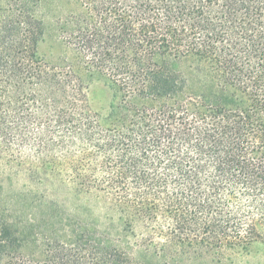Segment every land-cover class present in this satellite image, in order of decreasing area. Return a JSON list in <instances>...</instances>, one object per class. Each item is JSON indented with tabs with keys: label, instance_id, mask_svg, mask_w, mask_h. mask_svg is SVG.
I'll return each instance as SVG.
<instances>
[{
	"label": "trees",
	"instance_id": "16d2710c",
	"mask_svg": "<svg viewBox=\"0 0 264 264\" xmlns=\"http://www.w3.org/2000/svg\"><path fill=\"white\" fill-rule=\"evenodd\" d=\"M75 1L50 63L34 0H0V172L24 180L0 203V264L264 252V0ZM94 77L119 97L105 112Z\"/></svg>",
	"mask_w": 264,
	"mask_h": 264
},
{
	"label": "rangeland",
	"instance_id": "374dc122",
	"mask_svg": "<svg viewBox=\"0 0 264 264\" xmlns=\"http://www.w3.org/2000/svg\"><path fill=\"white\" fill-rule=\"evenodd\" d=\"M34 3L36 15L43 23V34L38 44L39 55L50 63H59L63 56L69 53L63 41L61 27L69 15L78 13L80 8L75 0H34ZM184 64L187 69L188 63ZM186 75L193 78L195 77V72L190 70ZM88 82L94 109L105 112L111 104L119 100V97L114 95L112 87L104 79L94 77ZM9 172L10 170H5V173L0 172V187H4L3 189L0 188V203L13 201L12 195L20 189L21 184H24V180L22 179L20 182L12 180L9 176ZM3 183L4 186L2 185ZM54 189L57 188L54 187ZM44 191L47 196L51 194L50 191ZM57 194L62 200L67 202V207L73 209V211L78 210L79 205H85L84 211L80 210L81 216L88 214L87 211L93 207L88 200L85 201L83 196L77 197L71 195L70 191L68 192L65 188L58 189ZM238 263L264 264V252L262 251V247H254L249 254L240 256Z\"/></svg>",
	"mask_w": 264,
	"mask_h": 264
}]
</instances>
